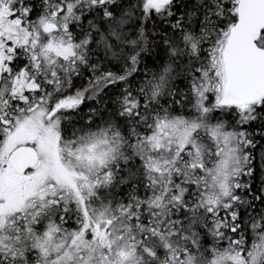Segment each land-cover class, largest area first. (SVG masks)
I'll return each instance as SVG.
<instances>
[{"label":"snow or ice","instance_id":"1","mask_svg":"<svg viewBox=\"0 0 264 264\" xmlns=\"http://www.w3.org/2000/svg\"><path fill=\"white\" fill-rule=\"evenodd\" d=\"M0 264H264V0H0Z\"/></svg>","mask_w":264,"mask_h":264}]
</instances>
